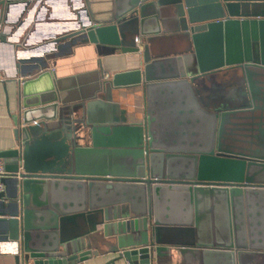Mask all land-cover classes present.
<instances>
[{
  "label": "water",
  "instance_id": "obj_1",
  "mask_svg": "<svg viewBox=\"0 0 264 264\" xmlns=\"http://www.w3.org/2000/svg\"><path fill=\"white\" fill-rule=\"evenodd\" d=\"M70 37L138 67L72 105L48 71L19 83L0 261L264 264V0H114ZM134 88L142 121L105 119Z\"/></svg>",
  "mask_w": 264,
  "mask_h": 264
},
{
  "label": "crops",
  "instance_id": "obj_2",
  "mask_svg": "<svg viewBox=\"0 0 264 264\" xmlns=\"http://www.w3.org/2000/svg\"><path fill=\"white\" fill-rule=\"evenodd\" d=\"M113 7L114 0H9L0 7V153L16 147L17 86L23 80L50 72L63 104L72 105L90 100L102 77L138 67V56L121 60L117 55L99 56L93 44L72 43V32L81 25L107 22ZM111 97L107 105L112 109L105 119L142 121V89L111 92ZM108 260L93 258L82 264H106Z\"/></svg>",
  "mask_w": 264,
  "mask_h": 264
},
{
  "label": "built area",
  "instance_id": "obj_3",
  "mask_svg": "<svg viewBox=\"0 0 264 264\" xmlns=\"http://www.w3.org/2000/svg\"><path fill=\"white\" fill-rule=\"evenodd\" d=\"M2 79V77L0 76V80ZM5 176V170H4V165L2 163V161L0 160V195L5 193V186L3 184V178ZM107 179H109L110 177H106Z\"/></svg>",
  "mask_w": 264,
  "mask_h": 264
}]
</instances>
